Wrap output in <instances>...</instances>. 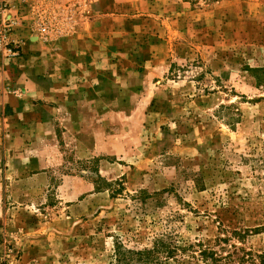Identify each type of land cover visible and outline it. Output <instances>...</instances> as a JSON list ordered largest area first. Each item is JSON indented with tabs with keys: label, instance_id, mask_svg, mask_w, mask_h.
<instances>
[{
	"label": "rangeland",
	"instance_id": "374dc122",
	"mask_svg": "<svg viewBox=\"0 0 264 264\" xmlns=\"http://www.w3.org/2000/svg\"><path fill=\"white\" fill-rule=\"evenodd\" d=\"M0 1L1 62L30 57L39 92L50 69L97 87L67 115L0 111V264H110L162 237L187 248L162 264L264 252V0Z\"/></svg>",
	"mask_w": 264,
	"mask_h": 264
},
{
	"label": "crops",
	"instance_id": "0c3cea01",
	"mask_svg": "<svg viewBox=\"0 0 264 264\" xmlns=\"http://www.w3.org/2000/svg\"><path fill=\"white\" fill-rule=\"evenodd\" d=\"M84 29V27L81 28L79 31L75 32L71 39H68L69 45L65 47L66 49H72L77 37L89 35ZM15 36H18V38L23 37L22 34L19 36V31H17ZM83 39H85V37ZM77 50H79V48H77ZM21 63L23 64L16 63V65L9 64L8 66L6 61H0V101L2 102L0 111L2 115H5V106L8 104L13 107V113L16 115L34 110L31 105H33L32 103H34L36 98L37 100L42 99L48 102L44 107L49 113L54 115L53 117L58 113L67 115V112L69 114L70 112H76L72 110H76L77 103L71 100L82 98L83 88H85L88 94L90 93V99L93 97V92H96V81L92 77H86L84 80L80 77H71L72 75L66 77H60V75H58L56 78L52 74L51 69L47 71V74H43L42 78L46 83L52 85L53 88H47V90H41V92H39L40 90L36 85L34 75L38 71L33 64L34 61H30L29 57L27 61ZM75 65L77 67L78 63ZM9 80L12 82H9ZM17 91L18 93H16ZM65 110L67 111L64 112Z\"/></svg>",
	"mask_w": 264,
	"mask_h": 264
},
{
	"label": "trees",
	"instance_id": "16d2710c",
	"mask_svg": "<svg viewBox=\"0 0 264 264\" xmlns=\"http://www.w3.org/2000/svg\"><path fill=\"white\" fill-rule=\"evenodd\" d=\"M239 231H234V233ZM237 234V233H236ZM228 239L220 238L218 241ZM115 249V258L110 264H162L163 260L176 258L180 251H186L187 248H180L173 240L168 237H162L156 240L153 247L141 250L125 247L117 241ZM198 250L195 254L206 264H264V252L254 253L252 250L231 245V250L225 253L210 246L197 244ZM223 250V247H222Z\"/></svg>",
	"mask_w": 264,
	"mask_h": 264
},
{
	"label": "built area",
	"instance_id": "2783aa9c",
	"mask_svg": "<svg viewBox=\"0 0 264 264\" xmlns=\"http://www.w3.org/2000/svg\"><path fill=\"white\" fill-rule=\"evenodd\" d=\"M6 11H7V8H6V5L3 4L1 1H0V43L3 42L5 39L8 38V35L6 34L7 33V29L12 26V23H8V21H12V20H9L7 17H6ZM15 24V22H14ZM14 26V25H13ZM41 32L44 34V35H47L49 34V27L44 25L41 27Z\"/></svg>",
	"mask_w": 264,
	"mask_h": 264
}]
</instances>
